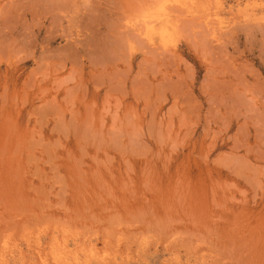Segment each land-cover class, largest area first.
<instances>
[{
    "label": "rangeland",
    "instance_id": "obj_1",
    "mask_svg": "<svg viewBox=\"0 0 264 264\" xmlns=\"http://www.w3.org/2000/svg\"><path fill=\"white\" fill-rule=\"evenodd\" d=\"M0 264H264V0H0Z\"/></svg>",
    "mask_w": 264,
    "mask_h": 264
},
{
    "label": "bare ground",
    "instance_id": "obj_2",
    "mask_svg": "<svg viewBox=\"0 0 264 264\" xmlns=\"http://www.w3.org/2000/svg\"><path fill=\"white\" fill-rule=\"evenodd\" d=\"M187 2H188V1H187ZM187 2H186V3H187Z\"/></svg>",
    "mask_w": 264,
    "mask_h": 264
}]
</instances>
